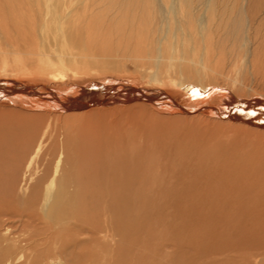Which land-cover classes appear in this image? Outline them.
<instances>
[{
	"label": "bare ground",
	"instance_id": "6f19581e",
	"mask_svg": "<svg viewBox=\"0 0 264 264\" xmlns=\"http://www.w3.org/2000/svg\"><path fill=\"white\" fill-rule=\"evenodd\" d=\"M261 7L249 0H0V40L24 48L13 50L11 62L18 63L15 54L27 58L14 70L37 54L50 69L95 73L129 62L144 81L59 88L1 77L0 105L12 108L0 110V216L32 226L29 235L42 239L34 248L46 246L44 254L69 264H264V107L250 112L255 100L214 86L223 77L218 52L247 49L243 36ZM163 81L179 92L152 87ZM226 110L234 123L224 122ZM28 126L26 149L11 152ZM45 139L50 159L38 173L32 166ZM9 161L18 163L11 172ZM63 203L92 221L102 212L106 223L78 242ZM22 241L32 252L33 239ZM134 247L141 261L131 257ZM8 248L0 264L13 258Z\"/></svg>",
	"mask_w": 264,
	"mask_h": 264
},
{
	"label": "rangeland",
	"instance_id": "374dc122",
	"mask_svg": "<svg viewBox=\"0 0 264 264\" xmlns=\"http://www.w3.org/2000/svg\"><path fill=\"white\" fill-rule=\"evenodd\" d=\"M232 1H234V0H232ZM235 1H241V0H235ZM249 1L255 3V6H257V4H259V3H264V0H259V1L258 0H249ZM261 8H262L261 10L257 9L260 12V18H258L257 21L255 22V25H254L255 29H253V31L251 30V31L247 32V34L245 33L243 36V39L248 43V45L247 44L245 45V47H247V49L244 48V52H236L237 49L236 50L231 49V51L223 50V51H220V53L218 52L219 57H220V62H219L220 67L219 68L223 72L222 73L220 71V73L223 74V77L220 79H217L215 84H214L215 87H218L221 91H223L227 94L230 91L233 95H235V97L238 100H239V98H243L244 100L249 101L253 105H256V103L259 104V105H256L257 110L256 109H254V110L250 109L249 110L250 112H254L255 114L263 113L261 110L264 107V7H261ZM19 20L20 19H18V21ZM26 20L28 21V18L25 19V23L27 22ZM31 21L32 20H30V22ZM31 23H33V21ZM258 24H260L261 26L258 27ZM16 39H18V38L16 37ZM2 40H4V39H2ZM39 40L41 41V39H39ZM15 44H16V41L12 38H9L8 36H7V39L4 40L3 42L0 40V78L1 77L4 78V77L9 76V77H7L8 79L18 80L19 82H23L26 84L43 85L45 87L46 86L47 87L58 86L59 88L64 87L65 85H67V86L81 85V86H86V87L88 86L89 87L92 84H95V85L96 84H98V85L103 84L104 85L105 83H107V84L116 83L117 84L118 82L120 83L122 81H123V83H129V84L134 83L137 85H139V84L141 85L142 82H144L143 80L140 79L136 70L134 69V67L129 62H124L121 64L119 63L118 65L120 67H117V70H112V72L111 71H107V72L103 71L105 73H102V71L95 73V71L91 70L90 68H84V69L78 68L76 70L77 67H74L71 65L68 67H64V69H65V71H64L63 67L59 66V64L54 66L53 69L46 67L45 64H43V62L38 59L37 54L32 55V59H30V61H26V63L24 62L23 65L25 64V66L21 67V70L16 71V70H14V67H15L14 65L18 64L19 62L22 63V61H25L27 58H24L21 55L15 54L13 56L18 60V63L14 64L13 61L11 62L10 59H12V58H9V55L14 54L13 53L14 49L19 48L18 52L24 50V48L19 43H17V45H15ZM227 46H229V45H227ZM26 51H24V52H26ZM206 52H207V50H205V53ZM209 53H211V52H209ZM48 55L51 56L52 54H48ZM54 55L55 54H53L50 57L52 61H54V58H55ZM202 55H203V53L201 51H199L198 56H202ZM6 57L8 60L6 59ZM3 60H6L8 62V64L5 66V68L2 69V61ZM33 60H36V62H34ZM204 61L207 64L215 63L213 60H211L210 58H207V57L206 58L204 57ZM33 62H34V64H33ZM73 68H74V71L76 70L75 72L73 71ZM71 69H72V71H71ZM3 70H5V72H3ZM13 73H15V74L13 75ZM228 73H231V75H232L231 77L233 79L238 78V80L236 82L234 80V83L236 84L235 86H232V84L229 81L230 79L228 80L225 78V76H227ZM51 75H61V76H63L64 79H63V81H60V83H59L58 81L57 82L53 81ZM166 82L167 81H163L162 83H159V85L157 84V86L152 84V87L155 86L154 88H156V89L157 88L163 89V90L169 91V92H171V91L179 92V89H177L174 86H171L168 82L167 83ZM160 85H162V86H160ZM236 92H237V94H236ZM254 100L256 101V103L254 102ZM186 101L188 102V100H186ZM9 108H12V107L7 106V105H0V110H5V109L7 110ZM13 109H14V107H13ZM227 113H229V112L226 110V113H225L226 118H225V121L224 120L223 121L227 122V120H228V122L234 123L233 119L229 116L230 113L228 115H227ZM29 115H31V114H29ZM164 117H167V116H164ZM49 123H51V122L47 119L44 127L47 126V124H49ZM8 125H9V127L16 128L17 123L9 120ZM25 127L26 126H24V128ZM45 129L46 128H43V132H41L42 134H44ZM20 130H21V128H20ZM24 131H21L22 133L18 131L17 140H15V142L13 141L11 144V150H10L11 152H14V153H15V151L21 152L22 149H24V150L26 149V145H27L26 136H28L32 133L31 126H28L27 132H24ZM20 133L22 135H20ZM13 136L15 137V134ZM49 142L50 141L45 139L43 151H42L40 157H38L36 159V163H34L32 166V169L36 170L38 173H41V171L47 166V164L49 162L50 157H49V155H47V152L45 151V150H48V148H49V145H50ZM57 145H58V143H57ZM29 148H31V147H29ZM10 158H11V160L12 159L15 160V158H13V157H10ZM17 161H19V160H17ZM2 163L5 164V162H2ZM6 165H7L6 167L8 169V172H11L12 170L17 168L18 163L16 161H14V162L9 161L8 164H6ZM22 167H25V164ZM66 179L64 181L69 182V180H66ZM6 180L9 182L17 184L18 187L20 186V183H21V180H19V179L6 178ZM1 181H5V180L4 179L0 180V183H1ZM31 183H30V185H31ZM61 205L63 206L62 209L65 211V214L69 218L71 217V219L77 223V224L74 223V233L77 234V235H74V238L75 239L78 238L79 239L78 242L88 243L90 241L89 237L91 235L87 232V230H89V228L93 227L95 224L99 225V227H102L106 223L105 222L106 218H104L102 212H99L98 214H96L94 216V220H95V222H94V220L92 221V219L88 215V213H86V215L82 212L80 213L81 215L79 213H77L76 209L80 210L79 208H77L78 207L77 204L74 203V206H73V208L75 209L74 212H73V208L69 211L67 208V205H65V203H63ZM14 207H15V209H20V206L17 204H15ZM98 208H100V207H98ZM10 210L15 213L13 208ZM102 210L105 214L106 208H105V210H104V208H102ZM90 212H93V211H90ZM15 218L14 217L13 218H7L4 216H0V239L5 238V239H3L5 241L4 242L2 241V243H0V257L4 255V253H3L4 251L9 249L8 247L12 248L14 251L13 258L9 259V261L7 260L5 262V264H7L9 262H10V264H12V263L13 264H28L29 260H31V259L33 260L34 257L37 258L36 257L37 253H43L44 259L39 260L37 258L38 260L35 261L34 264H65V262L68 260V257L63 256V255H62V258H60L58 256H53V257L50 256L49 257V255H48L49 252H48V254H44L45 252H47L46 250H44V247H46V246H39L35 249L34 243L35 242H41L42 239H34L36 237L29 235L30 234L29 230H31L32 226H30V227L27 226L25 228L24 226L26 224L24 222L18 221L19 218H17V216H15ZM17 222H18V224H17ZM69 222L71 223V221H69ZM22 229H24V230H22ZM5 230L8 231V233H5ZM23 238L33 239V241L30 243L31 245L29 246L32 248V252H29L26 249V243H24L22 241ZM146 238L150 239L149 233L146 236ZM148 242H147V244H145L146 245L145 249H147V251H150L149 248L151 247L150 246L151 243L148 244ZM125 243H129V242L125 241ZM89 246H90V244H89ZM20 248L23 249L22 253H20V251H21ZM136 248L137 247H134V248H132V250H130V255H131V257H133V259L135 257H137L138 258L137 260L141 261V256H139V255H141L142 250H138L139 247L137 248V250H136ZM123 249H126V247H123ZM131 253H134V254H131ZM123 254H124V256L128 255L129 254L128 250L126 251V253L123 251ZM149 254H150V252H149ZM74 256H76L75 253H74ZM50 258H54V260L50 259ZM27 259H29V260H27ZM74 259H75L74 262H76L79 258L77 256V258L74 257ZM99 263L101 264V263H103V261L99 262ZM67 264H69V261H67ZM139 264H140V262H139Z\"/></svg>",
	"mask_w": 264,
	"mask_h": 264
}]
</instances>
